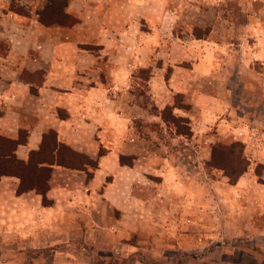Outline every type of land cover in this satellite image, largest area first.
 <instances>
[{
  "label": "rangeland",
  "instance_id": "1",
  "mask_svg": "<svg viewBox=\"0 0 264 264\" xmlns=\"http://www.w3.org/2000/svg\"><path fill=\"white\" fill-rule=\"evenodd\" d=\"M55 1L0 8L22 16L27 45L44 44V21L47 32L69 31L82 16L93 26L92 42L86 30L75 36L111 95L98 156L109 147L119 161L94 195L99 159L89 157L84 175L67 172L53 224L36 209L54 200L36 207L32 198L28 224L0 231V264H264V0H79L70 14V1L58 0L54 15L46 7ZM236 142L248 169L232 184L211 161L216 146Z\"/></svg>",
  "mask_w": 264,
  "mask_h": 264
},
{
  "label": "crops",
  "instance_id": "2",
  "mask_svg": "<svg viewBox=\"0 0 264 264\" xmlns=\"http://www.w3.org/2000/svg\"><path fill=\"white\" fill-rule=\"evenodd\" d=\"M69 1L68 14L76 12L79 5V0ZM74 7L75 10L72 9ZM0 16L1 23L6 25L5 37L10 38L11 42L8 56L0 58V135L13 140L19 139L22 132L28 135L26 144L20 145L16 152L18 158L26 162L31 152L40 149L44 135L50 132L57 133L59 141L74 151L91 159H99L100 168L88 187L94 195L96 188L104 181L107 164L119 160L116 149L109 147L107 155L98 156L101 145L99 140L96 142V135L105 140V135L111 132V95L98 71L96 57L88 48L79 45L87 42L79 41L75 36L76 32L84 35L83 30H86L84 37L91 41L90 38H95L89 37L93 26L83 16L82 23L69 31L55 29L47 32L49 27L41 24L42 30L39 32L44 35V44L33 46L27 45L22 35L25 24L22 16L6 6L0 8ZM28 72L41 76L40 82L35 84L26 80L24 74ZM104 140L102 143L105 145ZM74 171L79 173V170L52 166L50 190L47 193L54 200L52 209H36L42 215H52L45 218V226L53 224L55 218L58 220L54 215L59 211L56 208L59 205L58 194L63 187L61 184L68 183L65 174ZM82 173L84 175L85 172ZM19 185L20 179L17 177L7 176L0 180L1 232L18 230L20 222L23 226L25 222L28 224L32 214V198L36 207L40 198L41 202L43 200V196L38 197L36 191L18 194ZM111 191L108 186L104 197L114 205L116 202L111 197H116L111 195Z\"/></svg>",
  "mask_w": 264,
  "mask_h": 264
},
{
  "label": "trees",
  "instance_id": "3",
  "mask_svg": "<svg viewBox=\"0 0 264 264\" xmlns=\"http://www.w3.org/2000/svg\"><path fill=\"white\" fill-rule=\"evenodd\" d=\"M57 1L53 2L50 7H46L50 14L54 13V15H57L60 13ZM62 1L68 4L67 0ZM62 17L63 19L70 18L66 13ZM43 23L46 26L50 24L46 21ZM28 76H30L28 73L24 74L26 80L31 83L34 82L29 80ZM39 82L34 83L37 84ZM33 90L36 92L35 87ZM27 136L26 133L22 132L19 139L13 140L0 135V180L7 176L19 178L18 194L32 191L40 192L45 202L47 193L50 190L49 181L52 176V166L58 165L72 170L87 172L88 167L92 163L88 156L78 153L61 143L55 132L44 135L40 149L31 152L28 162L23 161L18 158L16 152L20 145L26 144ZM243 148L244 145L242 143L236 142L231 146L218 145L213 149L211 167L223 171L232 184H237L248 169V162L244 157ZM80 157L84 160L83 164L76 166L74 162L76 158ZM124 160L125 158L122 156L121 165L123 166L126 165Z\"/></svg>",
  "mask_w": 264,
  "mask_h": 264
}]
</instances>
